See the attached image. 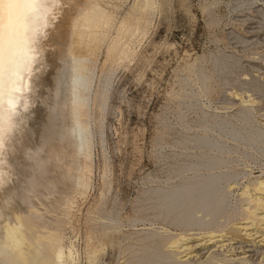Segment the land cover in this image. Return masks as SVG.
Listing matches in <instances>:
<instances>
[{
	"label": "rangeland",
	"instance_id": "1",
	"mask_svg": "<svg viewBox=\"0 0 264 264\" xmlns=\"http://www.w3.org/2000/svg\"><path fill=\"white\" fill-rule=\"evenodd\" d=\"M133 1L117 3V19ZM153 2L155 8L151 10L145 34L142 32L144 35L126 40V46L132 48L130 59L102 67L100 56L95 65L94 84L100 81L105 102L100 105L98 100L89 120L92 162L89 172L85 173H89L86 192L74 185V171L80 160L74 157L72 147L66 142L67 146L63 143L59 151L61 156L57 151L51 157L52 154H44L46 161L38 172L24 159L15 160L14 184L20 186L32 202L34 213L37 209L36 213L51 224L45 222L44 229L52 226L51 229H57L62 236L63 243L68 244L65 246L71 245L76 264H87L86 237L89 236L91 239L94 236L98 250H103L97 254L96 264H130L131 252L147 241H143L146 233L141 229L144 227L152 226V231L158 232L164 228L168 235L182 231L154 218L155 210L145 200L146 191L178 179L173 173L174 164L189 159L180 154L196 152L191 143L179 142L183 136L201 132V125L207 119L240 123L241 107L235 104L234 108L230 107L233 103L229 102L227 91L237 88L258 98L259 102L244 107L250 108L251 123L254 121L256 125L264 119V29H261L264 28V0ZM252 26L257 30L254 34ZM216 56L227 59L224 72L214 70ZM200 74L208 76L206 83L200 81ZM62 105L60 114L67 122L68 109L65 103ZM224 153L225 164L233 175L231 182L235 184L222 213L217 215V227L215 224L211 227L220 230H227L243 218L238 189L254 177L264 175V151L259 146L240 144ZM35 175H40L47 186L30 180ZM85 177L87 179V175ZM102 209L114 210L110 214L117 221H109ZM183 230L199 231L196 228ZM259 250L264 247L260 246ZM220 257L218 255V259ZM257 258L256 264H264L262 255Z\"/></svg>",
	"mask_w": 264,
	"mask_h": 264
},
{
	"label": "bare ground",
	"instance_id": "2",
	"mask_svg": "<svg viewBox=\"0 0 264 264\" xmlns=\"http://www.w3.org/2000/svg\"><path fill=\"white\" fill-rule=\"evenodd\" d=\"M121 1L39 0L34 11L25 10L19 30L13 29L6 33L0 47L3 96L11 99L13 92L29 91L30 81L33 102L37 105L31 130L23 138V147L12 158L14 166L16 159H24L23 148H35L43 143L46 155L55 156L54 151H57V155L61 156L59 151H62V144L66 142L72 147L74 157L80 160L77 170H73L74 185L82 192L87 190L89 173H85L89 172L92 162L89 120L98 100L100 105L105 102V91L100 87V81L94 84L95 65L100 56L102 67L127 60L132 48L126 46V40L147 31L151 10L155 8L153 0H134L117 19V3ZM252 28V33H256V28ZM227 62L225 57L216 56L214 70L224 72ZM231 62L235 64V61ZM199 79L206 83L208 76L200 74ZM227 92L228 101L233 103L230 107H241L240 123L207 119L201 125V132L183 136L179 142L182 145L191 143L196 152H180V155L189 159L178 160L174 164L173 173L178 179L167 181L166 184L162 182L164 185H156L146 191L145 200L155 210L154 218L179 227L182 231L168 235V230L164 228L160 232L152 231L150 225L149 228L141 229L146 233L143 241H147L131 252L133 264H250L258 256L264 257V250H259L260 246L264 247V175L254 177L238 189L243 202L240 208L242 220L232 223L227 230L211 228L216 223L217 215L222 213L229 191L232 188L234 190L235 184L231 182L232 171L227 168L222 154L240 144L244 147L257 145L264 151V119L261 118L256 125L254 121L251 123L250 108L244 107L259 102V99L237 88ZM64 103L68 109L69 125L60 114ZM186 172L188 174H184ZM32 180L47 186L40 175L33 176ZM21 190L14 181L0 190V264H76L71 245L65 246L67 243H63L62 236L57 229H51L52 226L44 229L46 217L37 214V209L34 213L32 202ZM93 200L96 201V198ZM110 211L114 210L104 209L102 213H106L109 221H117L114 212L112 217ZM188 228L199 231L192 233L183 230ZM91 238L86 237V263L96 264L97 254L103 250L99 251L94 236ZM47 243L49 246H46ZM218 255H222V258L218 259Z\"/></svg>",
	"mask_w": 264,
	"mask_h": 264
},
{
	"label": "clouds",
	"instance_id": "3",
	"mask_svg": "<svg viewBox=\"0 0 264 264\" xmlns=\"http://www.w3.org/2000/svg\"><path fill=\"white\" fill-rule=\"evenodd\" d=\"M21 86L23 87V82ZM36 106L33 102L30 81L29 91L13 92L11 99L3 96L0 101V190L10 185L15 178L12 158L23 147V138L31 130ZM45 150L43 143L35 148H23V158L32 165L33 171L38 172L40 165L46 161L43 158Z\"/></svg>",
	"mask_w": 264,
	"mask_h": 264
},
{
	"label": "snow or ice",
	"instance_id": "4",
	"mask_svg": "<svg viewBox=\"0 0 264 264\" xmlns=\"http://www.w3.org/2000/svg\"><path fill=\"white\" fill-rule=\"evenodd\" d=\"M39 0H0V47L7 32L19 30L21 17L25 10H35ZM3 97V82L0 77V101ZM11 103V101H9Z\"/></svg>",
	"mask_w": 264,
	"mask_h": 264
}]
</instances>
